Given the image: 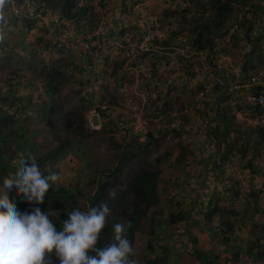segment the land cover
Instances as JSON below:
<instances>
[{"label": "rangeland", "instance_id": "374dc122", "mask_svg": "<svg viewBox=\"0 0 264 264\" xmlns=\"http://www.w3.org/2000/svg\"><path fill=\"white\" fill-rule=\"evenodd\" d=\"M56 1L52 7H46L43 0H34L27 8L25 16L34 20L33 29L29 32L32 34H26L23 29L25 21L21 19L14 21L7 18L8 22L0 26V50L4 48L6 52L3 55L0 53V117L14 115L16 126L35 128L45 124L47 111L54 103L52 95L46 91L49 73L53 66L66 72L54 96L60 112L55 118L56 132L70 142L71 148L60 158L53 159L55 163H49L47 169L48 174H58L59 179L55 184L75 193L67 201L66 208L72 211L78 207L83 211L88 194L97 188L98 179L116 166L124 144L135 138L125 134L130 121H124L126 117L120 115L124 112L121 89L125 71L121 49L128 39L140 37L143 27L137 9L139 0H81L80 6L88 7V12L79 23L65 19L55 7ZM239 1L244 8L234 13L233 19L228 20L222 28L202 31L205 33L202 43H207V37L213 40V45H207L203 50H197L199 48L193 32L197 29L194 24L199 17L202 18L203 12L195 8L198 0H157L151 7L163 27L161 41L153 48L162 56L159 60L149 61L148 72L143 77L144 88L152 89V96L158 97L146 107L145 113L156 111L158 104L165 105V108L162 119L146 130L147 137L152 135L153 144L143 158L159 167L162 174L160 201L149 209L143 219L142 230L137 235V264H146L149 258L159 255L168 256L164 264H201L202 260L196 253L199 250L210 256L211 260H216V264L259 262V259L253 261V257L247 256L245 251L241 252L238 263L235 262L236 257L229 247L225 248L218 236H212L214 231L202 229L197 222L188 225L191 221L187 219L178 225L167 223L171 210H176L181 203L188 207L190 202L199 209L202 204L206 205L211 188H215V192L230 187V193H241L244 205L229 206V202L223 199L220 204L245 210L244 220L239 219L242 230L238 233L241 235L244 230L245 237H249V229L255 228L259 234L264 223L261 165L264 143L258 149L252 145L262 122L258 119L260 112L249 108L247 101V95L256 91L252 88L256 86L244 83L237 88L240 91H232L234 98L225 105L236 119L227 125L220 124L221 140L215 146L220 152L232 148L229 153L226 152L228 158L235 156L239 161L243 167L240 173L228 176L219 173V167L211 161L215 153L213 144L202 145L199 140H191L193 144L201 146L197 147L200 152L190 154L193 145L188 142V135L192 137V133L185 125L188 119L197 121L204 116L211 119L216 117L211 113L215 104L212 105L207 98L210 99L208 95L211 94L217 95L219 88L211 85L213 82L206 84L205 78L218 70V65L214 64L218 62L217 59L227 55L230 61L243 69L249 58L256 69L264 70V13L260 8L264 0ZM246 11L248 14H245ZM235 22L238 23V30L232 32L231 27ZM200 25H203V20L199 22ZM96 30L101 31L100 38L95 36ZM85 31L89 33H83ZM86 37L92 41V52L87 57L76 50L81 39ZM3 41H6L5 45H2ZM156 62L161 63V66L157 63L160 70L158 67L155 70ZM90 63L94 64L97 75L86 73V66ZM108 66L112 72L102 73ZM254 70L248 71L247 75ZM222 71L226 72L222 67L217 73ZM15 74L18 75L17 83L11 80ZM142 87H137V90H143ZM213 87L214 92L207 91ZM71 110L82 116L76 124L80 127L79 134L63 128L66 114ZM213 122L216 126L217 121ZM243 144L245 146H241ZM55 147L51 145L49 149ZM45 151L43 156L48 154ZM157 158L160 160L157 161ZM204 161L212 165L210 170L214 177L207 183L208 176L202 164ZM11 162H16V159ZM5 172L2 176L9 175L8 171L7 174ZM240 176L243 183L238 178ZM231 183L234 185L231 186ZM2 185L0 183V188ZM190 193L194 196L188 198ZM151 230L154 232L149 239L153 240L155 248L143 250L142 247L146 248L148 244L146 232ZM248 241L243 242L244 247ZM263 263L264 255L261 258Z\"/></svg>", "mask_w": 264, "mask_h": 264}, {"label": "trees", "instance_id": "16d2710c", "mask_svg": "<svg viewBox=\"0 0 264 264\" xmlns=\"http://www.w3.org/2000/svg\"><path fill=\"white\" fill-rule=\"evenodd\" d=\"M17 1L19 4H22L24 1H28L29 3L34 2V0ZM43 1L46 3V7H52L56 0ZM80 1L81 0H57V5H55V7L58 8L60 12H62V15L65 19L69 21H77L79 23L88 12V7L80 6ZM237 1L238 0H198L195 8L202 9L203 12L202 18L199 17V19H195L196 22L194 24V28H197L193 31L195 35L194 40L197 42L199 48L197 50H202L207 45H213V40L209 39L210 37L206 38L208 39L207 43H202V39L205 36V33L202 31L211 28L214 30L222 28L224 24L228 22V20H231L234 13L236 14L239 10L244 8L240 6V1ZM141 2L142 0H139L137 4ZM256 6H258V4H256ZM260 8L264 13V5H260ZM153 14L154 13L152 12V15ZM245 14H248V11H246ZM201 20H203V25H200V27L199 22ZM24 21L25 28L32 27L34 25V20L26 19ZM24 27L23 29L25 31ZM248 36L250 35L248 34ZM142 37L143 35L136 39H141ZM157 43L159 42L157 41ZM157 54L158 53L154 50L145 51L144 59H148L150 61L152 59L159 60L160 56H157ZM249 60L250 59L248 58L246 65L242 67V72L244 74L248 73V71L252 69H256L255 65L251 64ZM62 77H66V72L53 66L52 71L49 73V80L46 83V91L48 94L52 95L54 103L47 111L48 116L45 124L35 128L16 126V119L14 115H3L0 117V144L2 147L0 150V183H3L4 177L7 176H2L3 172L6 171L5 174H7L8 171L9 175L14 173L20 166L21 159H27L29 156L35 157L36 163L39 165L40 170L44 175H47L48 173L44 170L45 164L49 160L59 157V155L68 148V144L70 142L66 141L62 137L61 139H58L54 133L55 115L58 113L59 108L58 105H56V98L54 96L57 94L61 85L60 81L62 80ZM141 86H143V90L141 91H144L151 96V92L153 90L144 88V85ZM263 88L264 87L262 85L253 87V89L257 90V92L262 91ZM218 90V96L221 98V102L215 105L219 106L217 109L219 112H217L216 117L212 119L208 117L211 122L217 121V125L212 126L210 122H207L205 124L206 128L204 130V138H199L197 137L196 133L190 131V133H192V137H189L188 135V142L191 140L198 142L199 140L202 145H204L205 142L213 144L212 148L215 153L211 157V161L216 165V167H219V173L224 174L225 168L221 166L218 161L223 162L227 160L229 156V154L227 155V152L229 153L232 148L224 149L227 152H220L219 150H216L215 146L217 147L221 140L219 136V132H221L220 124L224 123L227 125L229 123H233L236 117L235 115L233 116L229 113V107L225 105V103L229 104V99L234 98L233 92L229 89H223L221 87ZM156 99H158V97L151 96L150 104H152ZM255 108L258 109L259 107L256 106ZM161 111L162 110H160V112ZM220 112L223 113L222 116L220 115ZM150 114L153 115L155 113L152 111ZM205 117L207 116H204L203 118ZM80 118H82V116L74 110H71L65 118L66 126L76 134H79L80 132V127L76 125ZM50 127H52L53 130L51 132H46V129ZM255 137V141L252 143V145L253 148L258 149L261 143H264L263 127H258ZM151 139L152 135L150 134L145 141H140V139L136 137L133 141L125 144L117 160L116 166L111 171L104 173L103 176H101L97 181L98 184L96 190L92 194H88L87 205L84 206L85 209L83 211H87L89 208L95 207L102 202H107L110 208V214L107 218V225L101 234L97 247H103L112 241L114 235V225L116 223L126 224V222L130 220L133 223V227L128 231L127 236L129 241L132 243L134 251L137 250V235L142 230L143 219L147 216L149 209L152 206L158 204L160 201L159 183L161 180L162 171L159 167L153 166L147 159L143 158V155L149 152L153 144ZM53 142L58 143L59 147L54 152H51L47 157L40 160L39 157H37L40 148H47ZM190 143L194 146H197L198 148L201 146L200 144H193L192 142ZM241 146L245 145L243 144ZM240 151L245 152L241 149ZM189 153L192 155L195 154V152L192 150ZM182 158L185 157L182 156ZM15 159L16 161L19 159V161L12 163L11 160ZM159 160L160 159L157 158V161ZM207 168H209L208 165L205 170L206 172H204L207 173L206 175L208 176L206 183L214 178L210 177ZM203 169H205V167H203ZM230 185L233 186L234 183H231ZM214 189H210V196L206 202V205L202 204L199 209H196L190 202H188V207H184V203H181L176 210H171L167 218V223L169 225H178L182 221L185 222L187 219H189L188 222L191 221L190 223H187L188 225L197 222L202 226V229L206 231H214L212 236L217 234L221 235L220 240L222 245L225 248L229 247V250L233 252L236 258L240 256L242 251H245L248 256L251 258L253 257V261L259 259V262L255 261L256 263L253 264H261V258L264 255V223L259 234L258 231H255V228H252L251 230L249 229L248 234H251L249 237H245L244 230L243 234L240 235L238 231L242 230V227H240L241 224L239 219L241 218L244 220L243 211L245 210H242L243 208L240 210V208L237 209L236 207H223L221 206L220 201L223 199L229 202V206L239 205L242 207L244 204L241 193L239 191L230 193L232 187L225 188L223 190L218 189L215 192L213 191ZM109 190H115L116 196L114 199L109 198ZM78 192L80 194H84L83 192ZM9 195L10 199L16 203L18 210L22 213L31 212L35 207H39L44 212L55 213L50 216V219L53 222L54 220L56 221L55 227L57 231H61L62 223L68 219L67 213L71 211L66 208L65 212L60 213V207H66V202L71 196H75V193H73L70 189L53 184L49 189V192L46 194L44 203L39 205L29 204L24 199L23 194L17 196L15 191L10 192ZM193 196L194 194L190 193L188 198ZM243 200L245 201L244 198ZM225 213H227V215H224ZM196 215L198 216L196 217ZM234 215L235 217H233ZM206 231L203 233L206 234ZM153 232V230L146 232L148 244L146 248L142 247L144 248L143 250H154L155 246L153 240L149 239L153 235ZM244 241H248L246 247L243 245ZM173 252L175 251L173 250ZM196 253L197 256L202 260V264H216V260H210L208 257L204 256L200 250L196 251ZM51 259L53 264H59V261L54 257V254L52 255ZM132 259H134V256ZM167 259L168 256L166 255L154 256L149 258L146 264H164Z\"/></svg>", "mask_w": 264, "mask_h": 264}, {"label": "clouds", "instance_id": "9594fccd", "mask_svg": "<svg viewBox=\"0 0 264 264\" xmlns=\"http://www.w3.org/2000/svg\"><path fill=\"white\" fill-rule=\"evenodd\" d=\"M157 1V0H156ZM156 1L148 3L147 0H142L141 3L138 5V13L142 20V27H143V37L148 32L147 28V21L141 15V8L143 6L149 7L150 16L155 20L161 21L152 15V5L156 3ZM31 5L28 1H24L22 4H19L17 0H0V26L3 23H7V18L14 21H24L29 19L25 16V11L28 10L27 8ZM32 20V19H29ZM6 21V22H5ZM34 26V25H33ZM32 27H26V34L29 33L33 29ZM163 27L161 26V30ZM83 33L88 34L89 31H85ZM97 38H100L101 31L96 30L94 32ZM162 37L155 39L148 51L154 50L153 48L157 45V41H161ZM131 40L136 39H128L126 44L124 45L123 49L126 50L128 43ZM89 42L91 44V51L87 52V56L89 53L92 52V41L87 37L81 39L80 42ZM6 41L2 42V45H5ZM78 44V41H76ZM78 51V49H76ZM122 50V49H121ZM125 50H122L123 53ZM155 51V50H154ZM79 52V51H78ZM1 55L5 54L4 48L0 50ZM159 56H162L161 53L157 52ZM124 55L122 54V57ZM125 61V65L127 64L126 58L123 57ZM157 60V59H154ZM148 65L150 64V60H148ZM95 62V61H94ZM96 63V62H95ZM158 62H156L157 64ZM91 67V71H90ZM85 69L86 73L90 76L97 75L95 71V67L93 63H90L86 66ZM104 72H112L110 67H106L103 69ZM155 70L157 67L155 65ZM261 69H255L253 73L259 71ZM101 73V72H100ZM250 72L248 75L245 73L242 78H239L238 84L236 87L232 85H228L227 88H224L217 84L215 85L218 88L229 89L231 91H239L237 89L241 86V84L247 83L249 84V79L253 74ZM123 73V79H124ZM145 75V74H144ZM12 81L17 83L18 75H12ZM144 77V76H143ZM245 77V78H243ZM263 83L254 84L252 86L262 85L264 87V77L261 79ZM246 81V82H242ZM123 84V83H122ZM209 84V83H206ZM210 85V84H209ZM235 89H233V88ZM253 88V87H252ZM264 92V88L262 91ZM252 93H259L256 91H251L247 95V101L250 103L249 108L253 110H258L260 114H258L260 121L262 122L261 127L264 128V122L262 119V115H264V106L259 104L253 103L249 100V96ZM121 103V102H119ZM258 106L259 108H255ZM253 107V108H252ZM125 107L123 106V110ZM129 111V110H128ZM146 112V111H145ZM153 112H158L157 114L161 116L164 110L160 112V110H156ZM58 113L55 115L57 116ZM128 113L129 112H121V116H125L126 118L124 121H130L129 124H132V120H128ZM68 114V113H67ZM66 114V116H67ZM148 115L147 113H145ZM235 114V113H233ZM66 118V117H65ZM210 122L212 126H215L213 122L210 121L208 117L201 118L200 120H190L186 122V127L188 131H192L193 133L197 134V137H205L204 130L206 128L205 124ZM152 122L150 126L153 124ZM149 126V127H150ZM148 127V128H149ZM260 127V128H261ZM64 129L69 132H72L65 123L64 119ZM147 128V129H148ZM53 130L52 127L46 129V132H51ZM56 118H55V127L54 133L58 139H61V134L57 131L56 132ZM144 131L142 134L133 135L135 138H139L140 141H145L147 135ZM145 138V139H144ZM68 141V140H66ZM130 142V141H129ZM128 143V141H127ZM125 143V144H127ZM209 143L205 142L204 144ZM124 144V146H125ZM1 145V144H0ZM51 145H56L55 148H50ZM49 147H41L37 157L41 160L42 158L47 157L51 152H54L58 147L59 144L53 142L50 144ZM68 148L70 149L71 146L68 144ZM67 148V149H68ZM44 149H46L47 156H43ZM66 149V150H67ZM65 150V151H66ZM63 151V154H65ZM60 154V155H61ZM59 157L55 158L58 159ZM61 155V156H62ZM264 156V154H263ZM18 162V161H16ZM45 163V162H44ZM49 163L54 164L55 161L53 159L49 160L45 164L44 170L48 173L47 165ZM221 166L225 168L226 175H234L240 173L243 170L241 164L238 160H236L235 156H230L227 160L223 162H219ZM264 163V157L263 161ZM261 163V165H262ZM223 169V168H222ZM263 166H262V177L264 178L263 173ZM212 178V176H210ZM243 183V178L240 176L238 177ZM59 179V176L55 172H49V174L44 175L40 170L39 165L36 163V159L33 156H29L27 159H21L20 166L16 169V171L8 176H5L3 179L2 188H0V264H53L52 262V255L58 259L59 264H137L135 260V252L132 246V243L128 239V231L133 227L132 221H127L125 223H116L114 225V235L112 241L106 244L103 247H97L101 234L107 225V218L110 214V208L107 202H102L95 207L89 208L87 211H81L80 208H74L71 212H68V219L63 221L62 223V230L57 231L55 225L56 221L54 222L50 219V216L55 214L51 212H44L39 207H35L32 209L31 212H20L17 208L16 203H14L10 199L9 193L15 191L16 195L19 196L23 194L24 199L29 204H43L46 194L49 192V189L55 184ZM98 184V183H97ZM262 185L264 186V181H262ZM108 196L110 199H114L116 196L115 190H109ZM67 206V202H66ZM66 207H60V213L65 212ZM59 217V216H58ZM58 219V218H57ZM219 237V234L215 235ZM221 242V240H220ZM222 243V242H221ZM201 251V250H200ZM94 253V254H93ZM204 256L206 254L203 253ZM134 256V259L132 257ZM248 256V255H247ZM210 259V256H206ZM241 257V254L238 258ZM238 258H235V262L238 261ZM211 260V259H210ZM238 263V262H237ZM202 264V263H201Z\"/></svg>", "mask_w": 264, "mask_h": 264}, {"label": "built area", "instance_id": "2783aa9c", "mask_svg": "<svg viewBox=\"0 0 264 264\" xmlns=\"http://www.w3.org/2000/svg\"><path fill=\"white\" fill-rule=\"evenodd\" d=\"M151 1L154 0H147L148 3ZM141 15L148 23V32L141 39L131 40L123 53V57L126 58L127 64L125 65V74L121 89V100L123 101L121 105L125 107L124 112H128L127 110H129L127 119L132 120V124H129L127 130H124L127 136H130V134H142L152 122H157L161 118V116L157 114L158 112H154L155 114L153 115L145 114L146 107L150 105L152 94L150 96L144 91H138L137 87L140 88L143 84V76L148 72L149 65L147 59H144V52L149 50L151 43L155 39L162 36V24L159 21H155L150 16L149 7H147V5L141 8ZM237 29L238 23L235 22L231 27V31L234 32L237 31ZM78 51L87 57V52L91 51V44L82 41ZM217 61L218 62H216L215 65H218V70L223 67L226 72L222 71L217 73L218 70H216L213 74H210L211 76L208 75V77L205 78V83L213 82V84L220 85L224 88H227L228 85L236 87L239 78L242 77V69L240 66L230 61L229 58H227V55H224L221 59H217ZM158 66H161V63H158ZM158 66L156 64V67ZM263 77L264 70H259L251 75L249 84L254 85L263 83L261 80ZM249 100L253 103L264 106V92L252 93L249 96ZM262 119L264 122V115H262ZM262 166L264 170V163H262Z\"/></svg>", "mask_w": 264, "mask_h": 264}, {"label": "crops", "instance_id": "0c3cea01", "mask_svg": "<svg viewBox=\"0 0 264 264\" xmlns=\"http://www.w3.org/2000/svg\"><path fill=\"white\" fill-rule=\"evenodd\" d=\"M203 50V49H202ZM159 54H157V56H158ZM215 64V63H214ZM208 88V87H207ZM214 88L215 87H213V88H210V89H207V91H211V92H214ZM217 88V87H216ZM240 91V90H239ZM237 92V91H236ZM208 97L210 98V99H208L207 98V100L208 101H211L212 102V105H213V103L214 104H217V103H219V102H221V98L218 96V93H217V95H216V93H215V95L214 94H211L210 96L208 95ZM218 105L216 106L215 105V109H214V112L212 111L211 113H214L215 115H217L216 113L217 112H219V110H217L218 109ZM164 108H165V105H161V104H158L157 105V109L156 110H164ZM220 109V108H219ZM220 110H222V109H220ZM193 116H194V114H193ZM214 123V122H213ZM190 149L192 150V151H194V152H200V149H198L197 148V146H192V147H190ZM203 164V167H205V169H206V167H207V165L209 166V168H207V171H208V173H209V175L210 176H212L211 174H212V172H211V170H210V167L212 166V165H210V164H208V163H205V161L202 163ZM206 172V171H205Z\"/></svg>", "mask_w": 264, "mask_h": 264}]
</instances>
